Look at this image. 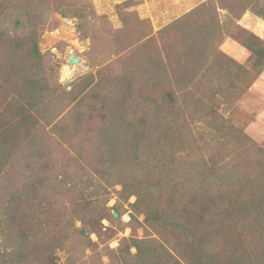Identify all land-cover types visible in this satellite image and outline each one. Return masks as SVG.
Here are the masks:
<instances>
[{
  "label": "rangeland",
  "instance_id": "obj_1",
  "mask_svg": "<svg viewBox=\"0 0 264 264\" xmlns=\"http://www.w3.org/2000/svg\"><path fill=\"white\" fill-rule=\"evenodd\" d=\"M253 6L0 0V264H264Z\"/></svg>",
  "mask_w": 264,
  "mask_h": 264
},
{
  "label": "trees",
  "instance_id": "obj_2",
  "mask_svg": "<svg viewBox=\"0 0 264 264\" xmlns=\"http://www.w3.org/2000/svg\"><path fill=\"white\" fill-rule=\"evenodd\" d=\"M248 2L249 3H252V4H254V6H253V11L254 12H256L257 14H259L260 16H262V17H264V0H263V2H261V0H248ZM199 10H201V9H198V10H196V11H194V12H192V13H190L189 15H187V16H185L184 18H182V19H180V20H178L175 24H174V27L175 28H179L180 27V29H184V27H182L181 28V26H183V25H185L186 24V22L192 17V15L195 13V12H197V11H199ZM218 28V26H210L209 28H204V31H207V30H209V31H211V32H214V31H216V29ZM167 29V28H166ZM255 38H257V36H255V35H253ZM257 39H259V38H257ZM262 41H261V39H259V42L258 41H256V40H253L252 41V43H247V42H245V41H242V43L246 46V47H248L250 50H252V52H254L255 54H256V56L258 55V54H260V52L261 51H264V46H260V49H258V48H255V46H257L258 45V43H261ZM211 43H213L214 44V42H211ZM207 45V44H206ZM214 47V46H213ZM215 48V47H214ZM216 51V49H211V50H209V49H204V46H203V42H202V39H200V38H195V39H193V41L191 42V44H190V46H189V48H188V50H187V55H188V58H190V55L191 56H193V59H192V61L194 62V64H195V66L196 67H198L200 64H203V63H201V59H203L204 57H205V59H206V55L205 54H208V53H214ZM215 56L216 57H218L219 56V52L218 51H216V54H215ZM235 64H236V62H235ZM237 65V68L238 69H243V66L241 65V64H236ZM194 68V67H193ZM245 70V69H244ZM193 71V77H192V80L195 78L194 77V75L197 73V71H196V69L194 68V70H192ZM247 71V70H246ZM189 76V75H188ZM191 77V76H190ZM242 81H239V82H237V86L238 85H240V83H241ZM221 180L222 179H220L219 181H218V185H222L221 184ZM197 186H198V184H197ZM218 190H220L219 188L217 189H215L214 187H213V183L211 182V183H209V197H210V199H211V202H212V207H209V208H207L206 210L204 209V211L205 212H209L208 213V215H210V218H209V216H205L204 217V215L201 213L200 215H199V220L200 221H203V219H204V221H206L207 220V217H208V220L209 221H211V223L213 224V226L215 227V228H221V226H219L218 224H216L215 222H213L212 221V219H213V217L217 214V205L219 204V207H223V203H224V200H223V194H224V192H222L221 190V192L220 191H218ZM214 210V213L212 214L210 211L211 210ZM204 211H200V212H204ZM204 212V213H205Z\"/></svg>",
  "mask_w": 264,
  "mask_h": 264
},
{
  "label": "water",
  "instance_id": "obj_3",
  "mask_svg": "<svg viewBox=\"0 0 264 264\" xmlns=\"http://www.w3.org/2000/svg\"><path fill=\"white\" fill-rule=\"evenodd\" d=\"M70 60L72 63L78 62V58L74 57L73 55H70Z\"/></svg>",
  "mask_w": 264,
  "mask_h": 264
}]
</instances>
